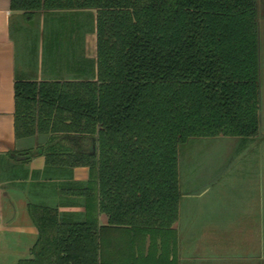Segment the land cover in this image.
<instances>
[{"label": "trees", "instance_id": "16d2710c", "mask_svg": "<svg viewBox=\"0 0 264 264\" xmlns=\"http://www.w3.org/2000/svg\"><path fill=\"white\" fill-rule=\"evenodd\" d=\"M14 10L96 9L97 74L16 79L20 155L88 167L87 217L30 206L39 236L17 264H102L97 215L109 226L170 229L179 215L180 149L260 130L258 0H11Z\"/></svg>", "mask_w": 264, "mask_h": 264}, {"label": "crops", "instance_id": "0c3cea01", "mask_svg": "<svg viewBox=\"0 0 264 264\" xmlns=\"http://www.w3.org/2000/svg\"><path fill=\"white\" fill-rule=\"evenodd\" d=\"M258 9V135L196 139L228 143L230 152L209 166L212 156L179 154V215L170 229L109 226L99 213L102 264H264V0ZM97 60L96 9L25 13L0 0V264H17L36 243L30 206L57 208L72 222L87 217L88 167L20 155L37 139H16L15 80L88 81Z\"/></svg>", "mask_w": 264, "mask_h": 264}, {"label": "rangeland", "instance_id": "374dc122", "mask_svg": "<svg viewBox=\"0 0 264 264\" xmlns=\"http://www.w3.org/2000/svg\"><path fill=\"white\" fill-rule=\"evenodd\" d=\"M228 143L223 141H214L212 139H201L196 140L192 139L186 145L182 146L180 149V155L189 154L193 155H208L212 156L214 160L211 161H204L205 166H209L210 164H217L218 161L216 160L219 154H224L230 152L227 147ZM216 156V157H215ZM193 157V158H194ZM215 157V158H214ZM216 160V161H215Z\"/></svg>", "mask_w": 264, "mask_h": 264}]
</instances>
